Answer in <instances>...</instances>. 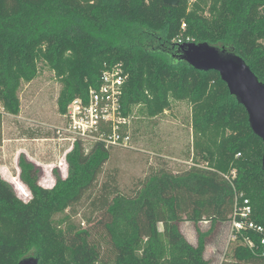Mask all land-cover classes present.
Listing matches in <instances>:
<instances>
[{
    "label": "trees",
    "instance_id": "trees-1",
    "mask_svg": "<svg viewBox=\"0 0 264 264\" xmlns=\"http://www.w3.org/2000/svg\"><path fill=\"white\" fill-rule=\"evenodd\" d=\"M179 39L235 54L264 83V0H180L175 7L162 0H0L5 113L19 115L21 85L38 78L40 63L62 84V115L75 98L85 99L100 86L105 71L122 63L123 115L155 119L174 103H187L194 152L188 170L154 171L131 196H109L105 186L92 202L102 216L91 228L65 213L93 188L110 149L76 142L66 156L67 177L55 170L51 189L21 155L19 179L31 199L19 198L0 173V264L31 257L38 264H210L206 240L218 225L230 226L237 205L249 200L252 220L264 223L263 141L219 73L181 59ZM59 215L65 216L56 220ZM205 221L210 229H197L198 242L192 244L181 224ZM260 238L242 231L221 264H264Z\"/></svg>",
    "mask_w": 264,
    "mask_h": 264
},
{
    "label": "rangeland",
    "instance_id": "rangeland-1",
    "mask_svg": "<svg viewBox=\"0 0 264 264\" xmlns=\"http://www.w3.org/2000/svg\"><path fill=\"white\" fill-rule=\"evenodd\" d=\"M61 89L62 84L54 73L40 63L38 78L21 85L19 115L5 113L0 103V173L5 180L14 184L17 195L25 202L31 199V195L19 179L18 160L21 155H25L40 169V184L45 188H52L55 183L54 174L44 179V174L51 168L53 173L56 170L63 178L68 175V170L60 171L59 163L70 144L59 141L55 133L65 123L58 110ZM191 122V108L184 102L174 103L170 111L155 119L137 115L131 125L132 145L111 148L110 159L102 168L93 188L65 215L81 228H91L102 216L92 206V202L102 196L105 186L109 196L116 193L131 196L140 182L154 171L165 169L180 173L188 170L194 165ZM97 204L99 207L100 204ZM65 215L57 216L56 220ZM87 219L93 220V223L87 224ZM197 229L207 232L210 223L205 221L198 226L188 222L181 224L182 233L194 245L198 242ZM229 231L230 226L218 225L206 240V259L210 264H221L230 259L234 244L228 242ZM100 240L104 245L102 237Z\"/></svg>",
    "mask_w": 264,
    "mask_h": 264
},
{
    "label": "built area",
    "instance_id": "built-area-1",
    "mask_svg": "<svg viewBox=\"0 0 264 264\" xmlns=\"http://www.w3.org/2000/svg\"><path fill=\"white\" fill-rule=\"evenodd\" d=\"M183 45L182 39L177 41ZM190 43L189 40L186 44ZM127 80L123 64L119 63L105 71L98 88H92L87 98H75L68 106L62 118L64 126L56 130L59 141L70 144L59 169L67 172L66 156L71 152L78 141L87 145L103 143L108 149L115 147H130L133 143L131 130L132 120L135 117H125L122 113L123 88ZM53 170L44 174L51 177ZM44 180V181H45ZM44 187V186H43ZM54 187V185H53ZM49 189V188H48ZM241 194L239 198H242ZM243 206L237 205L233 220L230 224L229 244L237 239V235L244 230H252L261 235L260 245L264 248V223L257 224L252 220L253 209L249 200L245 199ZM252 247V242H246Z\"/></svg>",
    "mask_w": 264,
    "mask_h": 264
},
{
    "label": "water",
    "instance_id": "water-1",
    "mask_svg": "<svg viewBox=\"0 0 264 264\" xmlns=\"http://www.w3.org/2000/svg\"><path fill=\"white\" fill-rule=\"evenodd\" d=\"M162 1L175 7L180 0ZM181 59L197 70L219 73L230 93L247 111L250 127L264 145V83L260 82L246 62L233 53L206 43L183 45ZM262 168L264 170V146ZM21 264H38V261L36 257H31Z\"/></svg>",
    "mask_w": 264,
    "mask_h": 264
},
{
    "label": "crops",
    "instance_id": "crops-1",
    "mask_svg": "<svg viewBox=\"0 0 264 264\" xmlns=\"http://www.w3.org/2000/svg\"><path fill=\"white\" fill-rule=\"evenodd\" d=\"M55 184V183H54ZM51 187H49V189H50Z\"/></svg>",
    "mask_w": 264,
    "mask_h": 264
}]
</instances>
